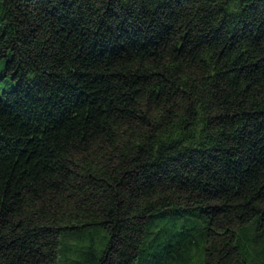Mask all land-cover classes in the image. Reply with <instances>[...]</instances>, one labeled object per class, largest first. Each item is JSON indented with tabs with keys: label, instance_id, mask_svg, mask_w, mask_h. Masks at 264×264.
<instances>
[{
	"label": "trees",
	"instance_id": "16d2710c",
	"mask_svg": "<svg viewBox=\"0 0 264 264\" xmlns=\"http://www.w3.org/2000/svg\"><path fill=\"white\" fill-rule=\"evenodd\" d=\"M0 264H264V0H0Z\"/></svg>",
	"mask_w": 264,
	"mask_h": 264
},
{
	"label": "rangeland",
	"instance_id": "374dc122",
	"mask_svg": "<svg viewBox=\"0 0 264 264\" xmlns=\"http://www.w3.org/2000/svg\"><path fill=\"white\" fill-rule=\"evenodd\" d=\"M12 87V84L8 81L0 82V95L2 91L8 90Z\"/></svg>",
	"mask_w": 264,
	"mask_h": 264
}]
</instances>
